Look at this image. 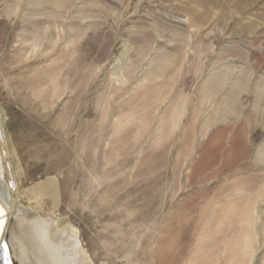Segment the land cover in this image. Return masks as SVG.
<instances>
[{
	"label": "rangeland",
	"instance_id": "374dc122",
	"mask_svg": "<svg viewBox=\"0 0 264 264\" xmlns=\"http://www.w3.org/2000/svg\"><path fill=\"white\" fill-rule=\"evenodd\" d=\"M0 114L94 264H264V0H0Z\"/></svg>",
	"mask_w": 264,
	"mask_h": 264
},
{
	"label": "bare ground",
	"instance_id": "6f19581e",
	"mask_svg": "<svg viewBox=\"0 0 264 264\" xmlns=\"http://www.w3.org/2000/svg\"><path fill=\"white\" fill-rule=\"evenodd\" d=\"M0 264L4 246L13 264H94L81 246L76 231L62 221L36 212L34 207L24 208L13 200L12 192L18 186V165L10 154L5 120L0 114ZM8 172L9 180L5 181ZM48 182L37 187L47 188ZM6 262V263H5Z\"/></svg>",
	"mask_w": 264,
	"mask_h": 264
},
{
	"label": "water",
	"instance_id": "95a60500",
	"mask_svg": "<svg viewBox=\"0 0 264 264\" xmlns=\"http://www.w3.org/2000/svg\"><path fill=\"white\" fill-rule=\"evenodd\" d=\"M3 256H4L5 261L7 260L8 262H10V264H13L12 260H10L9 251L6 246H4V255H2L1 261H3Z\"/></svg>",
	"mask_w": 264,
	"mask_h": 264
},
{
	"label": "snow or ice",
	"instance_id": "6c2138e0",
	"mask_svg": "<svg viewBox=\"0 0 264 264\" xmlns=\"http://www.w3.org/2000/svg\"><path fill=\"white\" fill-rule=\"evenodd\" d=\"M3 215V212H2V210H0V216H2Z\"/></svg>",
	"mask_w": 264,
	"mask_h": 264
}]
</instances>
